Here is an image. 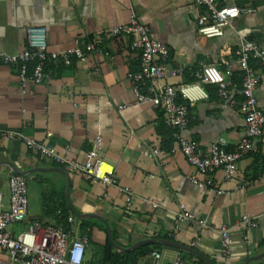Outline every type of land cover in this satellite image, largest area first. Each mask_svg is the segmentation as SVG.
Returning <instances> with one entry per match:
<instances>
[{
    "label": "crops",
    "instance_id": "crops-1",
    "mask_svg": "<svg viewBox=\"0 0 264 264\" xmlns=\"http://www.w3.org/2000/svg\"><path fill=\"white\" fill-rule=\"evenodd\" d=\"M219 2L250 8L252 12L234 19L223 36L205 38L197 33L196 21L202 9L194 0H0V53L19 54L25 47L28 26L44 28L47 50L59 52L71 48L75 39L85 42L95 33L128 25L133 13L148 27L151 37L167 46L170 66H180L191 76L205 65H214L224 73V63L229 62L233 72L228 79L234 84L233 91L238 92L242 72L234 52L240 43L239 36L257 42L264 50V0ZM103 47L105 54H91L84 62H74L69 67L48 64V78L38 84L29 83L26 94L20 93L16 67L0 64V131H20L78 162L84 160L93 139L100 136L99 157L112 169L116 185H105L68 172L64 166L39 158L22 142L0 136L1 208L8 206L6 178L13 173L6 162L21 172L45 169L25 178L49 185L50 190L43 194L44 201L54 208L62 203V190L65 200L67 181L51 169L62 168L69 178V200L74 210L100 216L122 248L144 239L170 240L198 251L211 264H245L249 257L264 252V217L261 216L264 171L252 179L260 164L256 161L257 154L264 156V139L256 142L253 151L238 161L232 180L223 182L218 171L210 178L214 187L194 185L191 175L197 180L207 178L195 172L180 153L169 154L174 143L163 125L162 109L134 104L127 74L137 70L139 53L129 49V38L124 36L105 42ZM184 80L187 81L185 75L167 83ZM163 84L155 82L154 85L158 88ZM205 89L209 95L213 88L205 86ZM254 96L258 107L264 110V77ZM243 128V116L222 104L214 94L189 106V122L182 134L203 147L217 137H224L231 149ZM48 132L51 135L46 137ZM153 149H158L159 155L148 158ZM116 186L133 193L130 211H124V197ZM218 189L224 192L219 194ZM145 198L154 199L158 207L145 204ZM179 203L198 219L205 220L211 229L176 224L174 212ZM53 210L46 205L40 218L27 211L26 221L55 225ZM244 215L259 217L258 226L250 229L241 225ZM80 221L75 222L78 234L82 233ZM221 226L231 229V257L227 263L221 256L215 232ZM23 228L24 224H17L11 230L16 234ZM106 235L107 232L98 230L89 238V244L95 242L101 246ZM148 245L154 246L152 252L160 253L159 260L155 261L151 252L139 257L136 264H171L175 258L201 259L159 243ZM100 258V248L98 252H89L88 246L83 264H99ZM4 259L6 254L0 250V262ZM248 264H264V256Z\"/></svg>",
    "mask_w": 264,
    "mask_h": 264
},
{
    "label": "built area",
    "instance_id": "built-area-1",
    "mask_svg": "<svg viewBox=\"0 0 264 264\" xmlns=\"http://www.w3.org/2000/svg\"><path fill=\"white\" fill-rule=\"evenodd\" d=\"M194 4L202 9L196 25L197 33L205 38L223 36L224 30L231 28L234 19L252 12L250 8L222 4L219 0H194ZM121 36L129 38L131 51L139 53L137 70L127 74V81L135 98L134 104H148L162 109L163 125L170 132L174 143L168 150L169 154L180 153L195 172L207 178L197 180L194 175L190 176L191 182L200 188L214 187L210 178L218 171L222 174L223 182L232 180L238 161L253 151L256 142L264 139V110L258 107L254 96L256 87L264 77V50L257 42L239 36L240 43L234 52L236 63L242 72L238 92L233 91L234 84L228 79L233 72L229 62L224 63V73L214 65H205L191 74L192 81L167 83L169 80L184 77L185 70L180 66L169 65L167 46L151 37L148 27L133 13L128 25L95 33L85 42L75 39L71 48L59 52L47 50L44 28L28 26L23 50L15 56L0 53V64L16 67L20 93L26 94L29 83L38 84L48 78V64L69 67L74 62H84L91 54H105V42ZM251 60L255 61L256 67L250 65ZM155 82L164 84L157 88ZM205 86L214 88L219 101L244 118L242 135L231 149H228V141L224 137H217L203 147L182 134L189 122V106L209 97ZM50 135L48 132L46 137ZM0 136L22 142L39 158L64 166L68 172L80 174L85 179L99 180L105 185H116L112 169L99 157L100 136L93 139L92 147L86 152L82 162L61 156L45 142L28 138L20 131H0ZM158 155L159 150L153 149L148 158ZM103 165L108 166L109 170L103 168ZM26 184L27 179L23 176L14 173L7 176L6 209L1 208L3 193L0 191V250L6 254V259L0 264H83L90 239L84 233L78 234V227L72 217L67 219L65 228L44 225L37 220L26 221ZM116 187L124 197V211H130L133 193L128 188ZM223 192L221 189L217 190L219 194ZM143 202L152 208L158 207L152 198H145ZM261 216L264 217V213ZM174 220L176 224H196L202 229H211L205 220L195 217L182 203L178 204L174 212ZM258 221L259 217L244 215L240 224L254 229L258 226ZM17 224H24V228L14 234L11 228ZM215 232L219 238L221 256L227 263L231 257V229L221 226ZM151 256L158 261L160 253L152 252ZM171 264L205 263L175 258Z\"/></svg>",
    "mask_w": 264,
    "mask_h": 264
},
{
    "label": "trees",
    "instance_id": "trees-1",
    "mask_svg": "<svg viewBox=\"0 0 264 264\" xmlns=\"http://www.w3.org/2000/svg\"><path fill=\"white\" fill-rule=\"evenodd\" d=\"M254 64H255V61L251 60L250 65L253 67H256L254 66ZM185 76H186L187 81L193 80V77L189 76L188 73L186 72H185ZM239 79L240 77L238 78L237 82H239ZM214 94H215V89L213 88L209 91V95L212 96ZM166 131L168 132L167 133L168 137H171L170 132L167 129ZM256 161L257 162L260 161V164L258 167V171L256 172V174L253 176L252 179H256L264 171V156H259L257 154ZM60 195H61L60 197H61L62 203H60L59 206H57L53 210L55 217L57 219V224H55V226H60L62 228H65L67 225V219L69 217H72L73 215L71 214L70 210L68 209L66 205V202L64 200L63 190L60 193ZM43 199L45 200L44 196H43ZM89 226L90 224L88 223V220H82L80 221L79 229L80 231H82V233L87 235ZM102 227H103L104 232L106 233V229L104 225H102ZM111 237H112L113 242L116 243L113 231H111ZM99 248L101 250V258L99 260V264H136L139 257L149 255L153 251L154 246L146 245V246H142L130 252L116 251L114 247L112 246V244L110 243V241L108 240V236L106 235L104 243L101 246H99ZM198 262L204 263V261L201 259H199Z\"/></svg>",
    "mask_w": 264,
    "mask_h": 264
},
{
    "label": "water",
    "instance_id": "water-1",
    "mask_svg": "<svg viewBox=\"0 0 264 264\" xmlns=\"http://www.w3.org/2000/svg\"><path fill=\"white\" fill-rule=\"evenodd\" d=\"M7 165H9L13 171L14 174L26 177L27 175H29L30 173L34 172V171H46L45 169H41V168H36V169H31V170H27L25 172H21L19 170H17L13 165L9 164L6 162ZM52 171H57L59 173H61L66 181H67V186H66V190H65V200L67 203V206L70 210V212L75 216V218H77L78 220H87V219H97L103 222V224L106 227V232H107V236H108V240L110 241V243L112 244V246L117 250V251H125V252H130V251H134L137 248H140L142 246L148 245V244H153V243H159L163 246H167V247H172L175 249H179V250H184L187 252H190L192 254H195L196 256H198L199 258H201L205 264H211L201 253H199L198 251L187 247L183 244L174 242V241H170V240H154V239H144L141 240L135 244H133L132 246L128 247V248H122L120 246H118L116 243L113 242L112 237H111V230L107 224V222L105 220H103L100 216L95 215V214H79L77 213L74 208L72 207L70 200H69V191H70V183H69V178L67 173L62 169V168H52ZM264 256V252H262L261 254H258L257 256H252L249 257L245 264H248L249 261H255V260H259Z\"/></svg>",
    "mask_w": 264,
    "mask_h": 264
},
{
    "label": "rangeland",
    "instance_id": "rangeland-1",
    "mask_svg": "<svg viewBox=\"0 0 264 264\" xmlns=\"http://www.w3.org/2000/svg\"><path fill=\"white\" fill-rule=\"evenodd\" d=\"M65 169H67L65 167ZM68 170V169H67ZM52 175L56 176V174L53 172ZM27 211L28 214L31 216H37L40 218L42 216L43 210L46 208V205L50 207V209H54L51 203H47L45 205V201L43 199V194L48 192L50 190L49 185L43 183V182H35L30 179H27ZM74 222H77V218L75 216L72 217ZM41 223V222H40ZM88 223L90 226L88 227V236L91 238V236L94 235L98 230H103L102 224L97 220H88ZM43 224V223H41ZM94 250L95 252L99 251V246L95 242H91L89 244V252Z\"/></svg>",
    "mask_w": 264,
    "mask_h": 264
},
{
    "label": "bare ground",
    "instance_id": "bare-ground-1",
    "mask_svg": "<svg viewBox=\"0 0 264 264\" xmlns=\"http://www.w3.org/2000/svg\"><path fill=\"white\" fill-rule=\"evenodd\" d=\"M103 168L109 170V167L108 166L103 165Z\"/></svg>",
    "mask_w": 264,
    "mask_h": 264
}]
</instances>
